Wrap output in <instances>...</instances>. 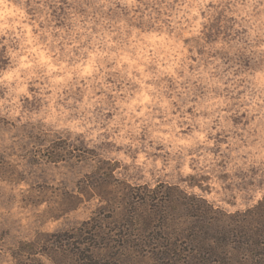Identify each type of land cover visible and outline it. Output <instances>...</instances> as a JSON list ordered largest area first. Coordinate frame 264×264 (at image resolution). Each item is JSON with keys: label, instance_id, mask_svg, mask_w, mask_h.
<instances>
[{"label": "clouds", "instance_id": "9594fccd", "mask_svg": "<svg viewBox=\"0 0 264 264\" xmlns=\"http://www.w3.org/2000/svg\"><path fill=\"white\" fill-rule=\"evenodd\" d=\"M165 251L264 264V0H0V264Z\"/></svg>", "mask_w": 264, "mask_h": 264}, {"label": "rangeland", "instance_id": "374dc122", "mask_svg": "<svg viewBox=\"0 0 264 264\" xmlns=\"http://www.w3.org/2000/svg\"><path fill=\"white\" fill-rule=\"evenodd\" d=\"M89 231H91V229H89ZM58 239H67L66 237H61ZM169 255V252L165 251L162 253H156V256L158 258V261L160 262V264H167V261L164 259L165 257H167ZM86 264H96L95 261L91 260V258H89V260L86 262Z\"/></svg>", "mask_w": 264, "mask_h": 264}]
</instances>
